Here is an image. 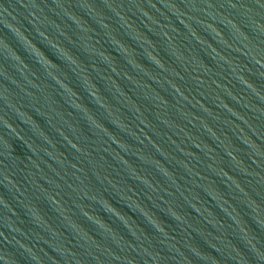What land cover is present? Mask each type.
Segmentation results:
<instances>
[{
    "label": "water",
    "instance_id": "water-1",
    "mask_svg": "<svg viewBox=\"0 0 264 264\" xmlns=\"http://www.w3.org/2000/svg\"><path fill=\"white\" fill-rule=\"evenodd\" d=\"M0 264H264V0H0Z\"/></svg>",
    "mask_w": 264,
    "mask_h": 264
},
{
    "label": "clouds",
    "instance_id": "clouds-1",
    "mask_svg": "<svg viewBox=\"0 0 264 264\" xmlns=\"http://www.w3.org/2000/svg\"><path fill=\"white\" fill-rule=\"evenodd\" d=\"M51 59V58H50Z\"/></svg>",
    "mask_w": 264,
    "mask_h": 264
}]
</instances>
